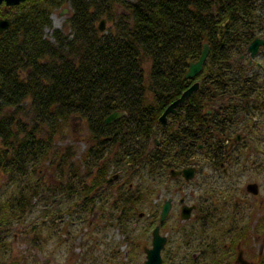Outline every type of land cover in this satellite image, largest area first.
I'll use <instances>...</instances> for the list:
<instances>
[{
  "label": "trees",
  "instance_id": "trees-1",
  "mask_svg": "<svg viewBox=\"0 0 264 264\" xmlns=\"http://www.w3.org/2000/svg\"><path fill=\"white\" fill-rule=\"evenodd\" d=\"M65 3L69 32L46 37L51 9ZM8 15L11 25L0 34V170L11 183L35 177L5 199L9 215H22L44 190L33 165L42 164L72 118L85 123L90 140L80 189L93 191L119 173L115 180L127 186L115 201L125 204L141 193L133 177L143 173L151 186L153 179L164 185L167 169L200 142L205 154L222 156L223 137L238 128V109L263 104L264 75L238 58L264 37V0H25ZM101 18L110 22L103 32ZM204 43L210 51L202 70L184 77ZM196 80L173 124L162 127L160 114ZM114 111L124 114L105 124Z\"/></svg>",
  "mask_w": 264,
  "mask_h": 264
},
{
  "label": "rangeland",
  "instance_id": "rangeland-1",
  "mask_svg": "<svg viewBox=\"0 0 264 264\" xmlns=\"http://www.w3.org/2000/svg\"><path fill=\"white\" fill-rule=\"evenodd\" d=\"M3 8L2 5L0 10ZM69 14L68 3L53 7L50 26L45 27L44 35L51 38L55 29L68 33L66 18ZM109 25L110 22L105 21V28ZM253 62L263 67L260 73L264 75V46ZM255 107L257 128L253 140L233 149L234 156L240 157L232 167V172L237 173L238 178L233 181L234 186L226 203L227 210L229 203L233 205L229 213L240 221H252L253 224L254 220H264V202L258 205V200L264 197V99L263 104L256 102ZM55 136L42 164L33 165L43 173L44 190L32 198L29 210L26 209L20 216H13V212L10 215L6 213L5 199L9 195L12 199L18 187L33 183L35 177L29 174L26 180H21V184L11 183L9 175L0 170V220H6L5 230L0 236V264H8L12 260H18L21 264H142L145 259L143 246L151 245V231L158 223L161 197L175 196L176 184L181 185L187 203L195 204L197 211L192 213L189 221L178 222L177 198H174L167 219L160 225V233L168 239L161 251L160 264H222L220 252H211L214 250L212 245L219 248L224 242L220 221L227 210L226 204L220 200V187L217 191V187L205 176L209 172L205 155L195 153L199 167L191 181L176 179L167 190L160 183L155 186V179L151 186L143 173L133 177L132 183L139 186L141 193L132 203H116L115 199L126 191L127 184L122 178L115 180L103 192L91 212L92 189H80L86 174L83 160L90 144L85 123L72 118ZM28 170L31 171V168ZM89 181L87 179L86 183ZM248 182L258 184L256 198L245 197ZM85 195L89 199L83 207L80 200ZM51 198L54 203L48 202ZM96 211H99L98 216H95ZM206 211L209 215L205 216ZM228 218L231 219V216ZM256 226L259 240L263 241L264 224L257 222ZM173 251L178 256L171 254ZM194 251L199 254L192 261L190 255Z\"/></svg>",
  "mask_w": 264,
  "mask_h": 264
},
{
  "label": "flooded vegetation",
  "instance_id": "flooded-vegetation-1",
  "mask_svg": "<svg viewBox=\"0 0 264 264\" xmlns=\"http://www.w3.org/2000/svg\"><path fill=\"white\" fill-rule=\"evenodd\" d=\"M0 7L2 8V5H0ZM3 12H4V8L2 9V11L0 10V18L4 16ZM238 111H239V116L237 117V120L239 122L238 128H234L228 134H225V137H223L224 139L222 141V147L223 149L224 148L225 149H224V154H222V156H214V155L205 154V149L203 148V145L201 148H199L198 147L199 144H197V148L194 149L193 151H190L188 157L185 158L184 161L180 165L173 166L167 169L166 171L167 175L169 176L170 169L178 170V169L186 168L189 166H194L196 168L195 170V175H196L197 169L199 167V161L197 160L195 156V152L198 151L201 154L205 155L204 157L207 160L209 172L205 173V176L209 178L210 183H212L214 186L217 187V191H218V188L220 187L221 190L219 189L220 190L219 192L222 193L220 200L221 202H224V204H226L228 202L227 200V198L229 197L228 194L231 192V187L234 186L233 181L238 178L237 173L232 172L233 170L232 167H233V164L236 163V161H239L240 157L234 156L233 149L238 148L239 146H245L247 142H249L250 140L252 141L254 134L256 133V128H257V120H256V116L254 115V111H250L249 109L246 110L244 108H240L238 109ZM206 112L209 114L211 110H207ZM172 121L173 120H171V123H168L167 125L173 124ZM162 140L163 139L160 136L159 140L157 142L156 141L154 142V145H156V147H159L160 145H162V142H163ZM200 143L203 144L202 142ZM160 170H161V173L165 172L163 168ZM118 176H119V173L115 179H118ZM179 178L182 182L191 181V180H185L181 175H177L174 178H172L169 182H166L164 184L163 186L164 190H167L169 188V185L172 181L174 182L176 179H179ZM112 183L108 184L105 181V185L97 186L93 189L92 191L93 194L91 195V197L93 198V203L90 209L91 212H93V208L96 206L97 202H99V199L103 195V192L107 190ZM250 183H256V182H248L245 185V190H246L245 197L252 196L256 198L259 193L258 184L256 183L257 193L253 194L247 191L246 189V186ZM176 185L178 186L176 189L175 196L173 195L167 196L164 199L163 197H161L162 204L158 212V219H159L161 208L163 206L165 199L166 198L172 199L171 208H170V211H171L173 207V203H174V198L176 197L177 198V208L179 211L178 215L180 218L178 219V222H184V221L187 222L191 219L192 213L195 210L197 211V206L195 204H188L186 201L187 198L181 192L182 190L181 185L179 184H176ZM88 199H89V196H84V199L82 201L80 200L81 206H83L87 202ZM259 202H264V197L258 200V205L260 204ZM184 205L194 207L190 212V217L186 220H183L181 218V209ZM228 205H229V209L227 210L228 206L226 204L227 212L223 213L224 218L221 219L220 221V224L223 227V232H224L222 236V238L224 239V242H222V245L219 248H216L215 246L212 245L214 250L211 248L213 250L211 254L215 253V251L220 252L219 254H221L222 264H264V240L260 241L259 235L258 233H256L257 232L256 228L258 226V225L256 226L257 222L259 224H264V220H260V219L259 221L254 220L255 222L254 224L252 221L251 222L244 221V220L240 221L235 216H233L231 213H229L232 210L233 205L231 203H229ZM169 213L167 214V217ZM98 215H99V211H96L95 216H98ZM140 215H142V213H140ZM206 215L207 214H205V216ZM229 216H231V219L228 218ZM262 219H264V217H262ZM227 238H228V241H227ZM182 239L184 240V238ZM145 247L147 246H143V251ZM171 254H174V256H178V253H174V251ZM198 254L199 253L197 251L192 252L190 255L191 260L194 261L196 257L198 256Z\"/></svg>",
  "mask_w": 264,
  "mask_h": 264
},
{
  "label": "water",
  "instance_id": "water-1",
  "mask_svg": "<svg viewBox=\"0 0 264 264\" xmlns=\"http://www.w3.org/2000/svg\"><path fill=\"white\" fill-rule=\"evenodd\" d=\"M24 0H0L1 3H5L6 6H12V5H17L21 3ZM105 20L101 19L99 24H98V30L99 31H104L105 26H104ZM11 25V19L9 17L1 18L0 19V33L4 32L6 29L9 28ZM264 43V39L261 37H256L254 38L248 45L247 51L250 54V57L253 58L257 52L259 47ZM210 47L207 43L203 44L201 53L199 55V58L196 61H191L189 63L188 69L184 75L186 78H193L199 73L203 67V64L205 62V59L209 53ZM199 87V82H194L192 83L187 89H185L181 95L176 98L174 101H172L161 113L159 116L158 120L159 122L162 123L163 126L166 125L167 121V115L168 114H176L177 109L180 105H182L186 99L189 98V96L198 89ZM124 114L123 111H114L110 113L105 119L104 123L108 124L115 120L117 117L121 116ZM170 122V121H169ZM194 167H188V168H183L181 170H170V175L172 177L177 176V175H182L186 180H190L194 176ZM111 179L108 180L110 182ZM247 191L255 194L257 193V184L256 183H250L246 186ZM171 198H168L164 201L162 209H161V214L159 221L163 222L171 208ZM193 206H186L184 205L181 209V218L183 220H186L190 217V212L193 209ZM166 242V237L161 235L159 232V225L155 226L153 231H152V241H151V247H145L144 251L146 253V258L144 260L143 264H160L161 263V249L163 248L164 244ZM8 264H19L18 261H10Z\"/></svg>",
  "mask_w": 264,
  "mask_h": 264
}]
</instances>
